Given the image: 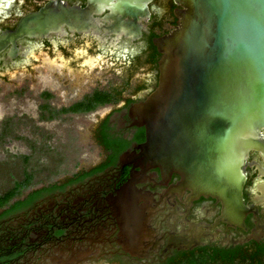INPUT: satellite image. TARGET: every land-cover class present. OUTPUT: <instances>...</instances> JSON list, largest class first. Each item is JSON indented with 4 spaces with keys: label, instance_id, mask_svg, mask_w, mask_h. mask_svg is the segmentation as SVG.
Here are the masks:
<instances>
[{
    "label": "flooded vegetation",
    "instance_id": "af4514ba",
    "mask_svg": "<svg viewBox=\"0 0 264 264\" xmlns=\"http://www.w3.org/2000/svg\"><path fill=\"white\" fill-rule=\"evenodd\" d=\"M47 4L0 0V35ZM157 6L166 9L163 16L153 10ZM177 8L174 0H153L136 37L64 27L42 37H22L0 51V80L18 81L23 72L42 88L40 121L106 110L91 123L90 143L98 147V159L84 158L60 180L31 189L12 203L23 201L19 209L0 217V264H264V160L259 151L250 152L245 166L243 195L250 212L244 226L222 220L216 198H194L190 188L182 189L178 172L134 158L146 141L135 107L158 86L162 54L154 41L176 27ZM106 59L122 69L121 85L103 87L87 78L86 69ZM134 79L136 87L126 94ZM98 94L108 100L97 104ZM132 208L147 220L135 232L136 222L124 216Z\"/></svg>",
    "mask_w": 264,
    "mask_h": 264
},
{
    "label": "water",
    "instance_id": "95a60500",
    "mask_svg": "<svg viewBox=\"0 0 264 264\" xmlns=\"http://www.w3.org/2000/svg\"><path fill=\"white\" fill-rule=\"evenodd\" d=\"M68 1L48 0L23 17L0 35V51L64 27L136 37L153 0ZM174 1L177 25L154 41L162 54L158 86L135 107L146 141L134 158L178 172L182 189L216 198L222 220L244 226L245 166L253 150L264 160V0ZM131 210L124 216L135 232L147 220Z\"/></svg>",
    "mask_w": 264,
    "mask_h": 264
},
{
    "label": "rangeland",
    "instance_id": "374dc122",
    "mask_svg": "<svg viewBox=\"0 0 264 264\" xmlns=\"http://www.w3.org/2000/svg\"><path fill=\"white\" fill-rule=\"evenodd\" d=\"M114 64L106 59L97 67L86 69L85 74L87 78H93L92 84L103 87L121 85L124 81L122 69ZM85 79L81 78L82 82ZM87 82L84 84L89 86ZM137 83L138 80L134 79L126 94L131 93ZM41 91L42 88L35 87V82L23 72L18 81L0 80V195L23 180L26 172L33 174L29 186L1 207L0 214L31 189L70 174L82 159H91L93 155L95 160L98 159L99 149L90 143L91 123L104 115L105 108L75 116L66 115L65 118L61 116L44 123L40 121L41 114L37 109Z\"/></svg>",
    "mask_w": 264,
    "mask_h": 264
},
{
    "label": "trees",
    "instance_id": "16d2710c",
    "mask_svg": "<svg viewBox=\"0 0 264 264\" xmlns=\"http://www.w3.org/2000/svg\"><path fill=\"white\" fill-rule=\"evenodd\" d=\"M107 100L108 99L106 98V96H102L101 94H98L97 104L103 103ZM94 107H95V104L90 105L87 107V110L92 109ZM25 159H28V157L25 156ZM32 179H33V174L26 172L23 180L16 182L15 185L11 189L1 194L0 195V208L8 204L13 198L19 196L22 193V190L31 183ZM22 205H23V201H20V200L15 202L14 204H11L8 209H6L2 214H0V217L10 213L11 211H15L19 209Z\"/></svg>",
    "mask_w": 264,
    "mask_h": 264
},
{
    "label": "clouds",
    "instance_id": "9594fccd",
    "mask_svg": "<svg viewBox=\"0 0 264 264\" xmlns=\"http://www.w3.org/2000/svg\"><path fill=\"white\" fill-rule=\"evenodd\" d=\"M153 10L156 12V14H157L158 16H163L164 13H165V11H166V9L161 8V7H158V6H157V7H154ZM250 192H251L254 196L258 195L257 189H256L255 187L251 188V189H250Z\"/></svg>",
    "mask_w": 264,
    "mask_h": 264
}]
</instances>
